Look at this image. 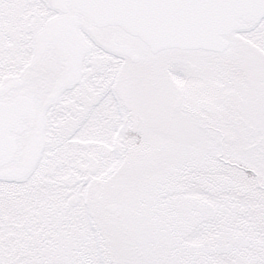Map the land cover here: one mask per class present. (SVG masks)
Here are the masks:
<instances>
[{"label": "snow or ice", "instance_id": "6c2138e0", "mask_svg": "<svg viewBox=\"0 0 264 264\" xmlns=\"http://www.w3.org/2000/svg\"><path fill=\"white\" fill-rule=\"evenodd\" d=\"M0 264H264V0H0Z\"/></svg>", "mask_w": 264, "mask_h": 264}]
</instances>
